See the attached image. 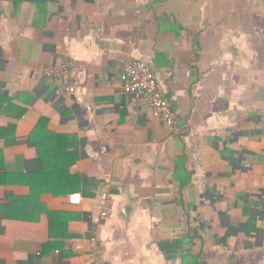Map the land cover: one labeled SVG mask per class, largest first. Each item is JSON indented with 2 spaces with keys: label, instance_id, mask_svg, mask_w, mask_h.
<instances>
[{
  "label": "crops",
  "instance_id": "1",
  "mask_svg": "<svg viewBox=\"0 0 264 264\" xmlns=\"http://www.w3.org/2000/svg\"><path fill=\"white\" fill-rule=\"evenodd\" d=\"M136 60L176 127L125 93ZM68 62L73 94L43 73ZM96 246L264 264V0H0V264H93Z\"/></svg>",
  "mask_w": 264,
  "mask_h": 264
},
{
  "label": "built area",
  "instance_id": "2",
  "mask_svg": "<svg viewBox=\"0 0 264 264\" xmlns=\"http://www.w3.org/2000/svg\"><path fill=\"white\" fill-rule=\"evenodd\" d=\"M43 73L47 77L56 78L67 93L73 94L76 92V87L73 85L72 80L71 63L44 68ZM122 82L125 93L128 95H140L154 116L162 118L172 128L178 125L172 105L160 88L158 77L151 65L141 60L133 61L126 67ZM109 198L108 194L101 196L100 213L92 220L95 225L102 224L110 217ZM70 201L73 204L80 203L75 196L70 197ZM91 256L93 264H105L98 246L95 247Z\"/></svg>",
  "mask_w": 264,
  "mask_h": 264
}]
</instances>
